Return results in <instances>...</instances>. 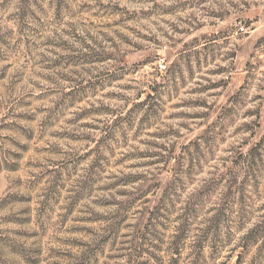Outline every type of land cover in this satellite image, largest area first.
Masks as SVG:
<instances>
[{"label":"rangeland","instance_id":"1","mask_svg":"<svg viewBox=\"0 0 264 264\" xmlns=\"http://www.w3.org/2000/svg\"><path fill=\"white\" fill-rule=\"evenodd\" d=\"M0 264H264V0H0Z\"/></svg>","mask_w":264,"mask_h":264}]
</instances>
